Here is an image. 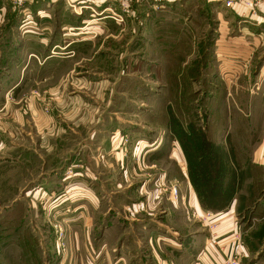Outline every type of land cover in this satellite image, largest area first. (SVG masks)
Returning a JSON list of instances; mask_svg holds the SVG:
<instances>
[{"label":"rangeland","instance_id":"rangeland-1","mask_svg":"<svg viewBox=\"0 0 264 264\" xmlns=\"http://www.w3.org/2000/svg\"><path fill=\"white\" fill-rule=\"evenodd\" d=\"M5 2L26 20L33 19V7L48 0ZM25 2L29 6L23 10ZM236 3L128 0L126 6L118 0H66L65 14L53 12L71 28L91 24L85 33L67 32L78 42L90 40L78 43L81 52L75 50L68 65H54V76L69 68L72 84L67 106H59L63 98L56 94L51 110L43 109L55 129L35 133L26 126L21 136L10 130L0 146V264H96L102 253L113 263L128 253L137 255L136 264L151 251L150 229L156 228L150 223L157 225L165 215L153 216L148 208L135 216L129 211L151 191L136 186L143 178L133 188L115 183H123L124 158L133 170H150L146 156L137 157V147L158 137L166 150L155 160L159 170H186V176L179 173L172 181L178 190L169 191L185 202L187 182L196 195L189 170L219 151L223 170H229L222 186L237 191L231 207L220 212L236 204L232 254L238 253L241 264H264V47L248 58L215 45L219 25L212 8ZM260 3L264 0H243L246 8ZM12 16L2 13L0 22ZM102 16L111 24L93 25L104 22ZM31 97L23 101L25 109ZM80 122L84 130L76 133ZM58 130L66 133L57 137ZM114 137L123 159L108 157L110 149L104 152ZM83 149L85 155H98L83 161L78 155ZM29 150L37 152L35 170H27L18 156ZM166 209L172 212L168 204ZM201 209L186 204L179 216L172 212L183 238L194 230L216 235L219 213Z\"/></svg>","mask_w":264,"mask_h":264},{"label":"crops","instance_id":"crops-1","mask_svg":"<svg viewBox=\"0 0 264 264\" xmlns=\"http://www.w3.org/2000/svg\"><path fill=\"white\" fill-rule=\"evenodd\" d=\"M206 1L208 3H223L225 0ZM25 3L23 10L29 6L27 2ZM65 5L66 0H48V3L43 6L33 7L31 11L34 15L33 19L27 17L24 20L20 15L21 11H15L14 8H10V5H7L5 0H0V16L2 13H6L7 16L10 14L14 16L9 17V19L6 17L5 21L0 22V130L4 134H0V146L7 142L5 134L10 130H12L10 135L14 133L16 136H21V132L24 131L26 126L32 128L31 131L33 130L35 133H37L38 128L47 133H49L51 128L54 130L56 126L54 124L50 125L48 115L43 113L44 107H49L48 109L51 110L50 107L54 104L52 103L54 101L51 98L52 95L57 94L61 99L63 98L62 102L60 101V107L67 106L66 100L69 85L71 84L69 80L71 71L67 68L63 74L54 76L56 73L54 65H68L69 60L74 57L75 50L81 52L78 43L90 40L83 38L78 42V40L73 39L74 37L68 36V30H80L85 33L91 24H86L84 21L77 27L71 28L68 22L62 20L63 16H55L54 20L53 12L56 11V15L57 11L65 14L67 10ZM105 8H102L101 5L99 6L100 10ZM212 9L217 15L219 25L218 38L215 45L216 47H222L221 51L229 55L230 53H237L238 56L249 58L257 49L264 47V3H260L255 8H246L243 0H237V3L232 8L215 7V9ZM79 10L81 11V9ZM99 12L100 15L103 14V11ZM102 17L100 20H105L104 22L94 23L93 25L108 26L111 24L108 18ZM59 18H61L60 22L57 21ZM92 28L95 29L94 27ZM106 29L107 31L109 30L108 27ZM83 33L81 34L83 35ZM70 50L73 52H70ZM228 63L232 64L233 62L228 61ZM233 69L235 68L230 67L231 71ZM236 69L238 71V68ZM228 73L231 74V72ZM36 91L39 93V97L32 98V93ZM28 97H31V101L25 109L22 103ZM76 128L78 131L76 133L83 132L84 122L77 124ZM15 130L19 133L15 132ZM63 133L65 134L66 131L58 130L56 136L60 137ZM113 133L115 132L112 131ZM148 139L146 138L137 147V157L140 160L144 154V157L146 156L148 160V168L150 170H133L131 165H129L130 163L124 158L122 162L126 164L125 178L123 176V183L119 182L120 185L115 183V186L120 188L125 187L126 184H128L126 187L133 188L136 185L135 181H138V178H143L142 181H139L140 184L136 186L140 187L142 191L145 188L151 191L145 193L147 198L144 201L131 205L129 211L135 216V212H138L139 209L148 208L153 216L155 213L165 215L161 220L160 218L158 219L157 225L150 223L151 227L154 226L156 228L150 229L151 236L148 235L151 251L149 250L145 256L141 255L140 258L142 259H139L136 264H225L226 259L235 250L229 240L237 226L236 204L228 212L215 215V220L218 223L216 235L211 232V236H208L204 232L194 230L183 238L180 230L174 228V222L177 220L173 216L174 213L175 216H179L180 207L182 205L186 206V204H189V206L199 212L203 213V211L189 182H187V202L181 198L177 199L172 192L169 193L173 187L178 190V185L172 181L177 178L180 179L179 173L186 176V170H159V162L155 160H158V157L163 156V153L166 152L163 147V138L158 137L151 142ZM16 141L20 145L24 141V137ZM116 141L117 138L114 137L110 141L111 146L106 144L107 148L105 147L104 152L106 153L107 149H110L106 153L108 157L116 160L119 156L123 159L122 150L118 151ZM59 142H62V140ZM262 148H264V145ZM86 152L88 153V151ZM36 155V150H29L26 153H20L18 156L28 163L27 170H35L36 166L33 160ZM78 155L84 161L87 155H89L90 159H94L98 154L94 156L93 152L90 151L85 155L83 149V152ZM168 175L173 176L172 179H168ZM167 204L174 213L170 209H166ZM138 217L141 218L140 216ZM132 221L137 222L141 221V219H132ZM145 222L147 223V221ZM142 228L148 230L145 226ZM241 248L238 246L237 249L240 251ZM103 254H100V256ZM100 256L96 258V261L98 260L96 264H134L136 257H138L128 253L126 258L120 257L115 259L113 263L105 256Z\"/></svg>","mask_w":264,"mask_h":264},{"label":"trees","instance_id":"trees-1","mask_svg":"<svg viewBox=\"0 0 264 264\" xmlns=\"http://www.w3.org/2000/svg\"><path fill=\"white\" fill-rule=\"evenodd\" d=\"M222 157L217 150V153L210 154L206 163L202 160L197 170H189V179L201 207L213 213L228 210L237 194L232 187L222 186V180L229 174V170H223Z\"/></svg>","mask_w":264,"mask_h":264},{"label":"built area","instance_id":"built-area-1","mask_svg":"<svg viewBox=\"0 0 264 264\" xmlns=\"http://www.w3.org/2000/svg\"><path fill=\"white\" fill-rule=\"evenodd\" d=\"M119 2H122L123 5L127 6V1L128 0H118ZM241 259L240 256L238 255V253H236L235 256H231V258H229L228 263L227 264H241Z\"/></svg>","mask_w":264,"mask_h":264}]
</instances>
